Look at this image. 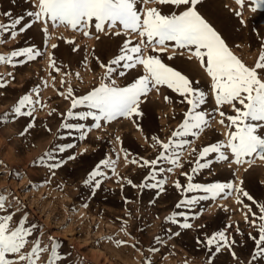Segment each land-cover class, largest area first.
Returning a JSON list of instances; mask_svg holds the SVG:
<instances>
[{
	"label": "rangeland",
	"instance_id": "obj_1",
	"mask_svg": "<svg viewBox=\"0 0 264 264\" xmlns=\"http://www.w3.org/2000/svg\"><path fill=\"white\" fill-rule=\"evenodd\" d=\"M35 2L0 0V23L9 22V18L2 13L11 12L13 17L19 16L35 10ZM148 7H160L164 12L180 11L153 4ZM198 7L234 54L246 65L253 66L264 44V11H250V4L246 0L242 10L245 23L242 25L235 15L240 10L235 0H202V5ZM29 19L26 17L25 23ZM43 27L42 23L37 22L14 40L10 34L0 35V40L4 41L0 43V55L7 56L13 50L28 46H34L43 53L35 60L15 67L0 65V82L7 85L0 89V117L9 113L7 121L0 119V191L8 190L12 194L10 199L20 201L21 210L16 212L14 221L26 213L28 224L37 225L30 239L41 237L42 246L48 245L50 238L60 242L59 251L66 257L61 264H146L147 261H151V264H208L209 259L212 264H264V258L253 259L257 251L255 239L259 238L260 221L257 220L255 225L251 222L252 213L248 212L246 205L259 216V209L252 201L233 192L227 198L218 197L215 201H202L190 208L176 209L175 205L182 199L203 193H184L183 187L177 190L174 186L179 181L186 187L188 180L182 173H188L193 176V183L236 184L259 204H264V160L254 159L251 165L230 164L229 161L218 163L215 162V154H212L208 158L213 161L210 168L192 173L198 152L205 146L226 139L229 129L219 123L221 117L216 113L211 119V126L199 138H187L192 143L181 158L183 167L157 176V179L167 181L163 193L158 188L133 187L140 185L151 171L148 167H141L140 163L155 159L162 150L159 146H153L152 137L167 142L183 122L189 105L183 102L184 98L178 93L163 86L159 92L153 90L149 93L141 105V117H134L133 120L120 118L110 123L101 121V128H93L85 141H77L75 137L79 133L72 130L69 134V130L60 127L61 124L82 123L92 127L95 122L91 118L88 121H65L71 101L61 93L66 95L67 88L71 86L73 95L79 97L99 87L106 72V68L100 67V64L107 65L118 55L125 40L131 39L135 45L139 38L135 35L98 34L94 29L89 37H85L81 32L63 26L53 28L51 23L46 38ZM97 35L99 39L95 38ZM53 44L57 45L55 49L52 48ZM182 51L176 49L173 52L170 45L166 52H152L149 49L147 54L159 55L168 65L182 71L191 80L198 81L195 86L203 90L208 98L203 109L214 110L216 105L210 77L197 60H189L186 52L180 54ZM49 56L55 59L59 71L50 67ZM169 56L173 59L169 60ZM120 70L117 69V72ZM123 71L126 72L125 76L117 73L112 76L121 87L143 75L142 66ZM62 80L65 82L63 85ZM34 89L39 90V99L46 107L37 105L34 117H15L11 109L23 95L31 94L35 99ZM165 96L169 97V101H165ZM236 106L240 107L239 104ZM220 110L227 115L235 114L228 105ZM73 111L87 109L80 107ZM30 123L35 126L25 131ZM65 143H74L76 148L65 153L54 152L53 155L57 160H66L67 156L76 154L77 159L67 161L55 170L35 163L46 152ZM192 148L196 149V153L191 152ZM81 152L84 154L80 155ZM125 152L129 154V161L136 159L139 163H126ZM117 156L116 174L110 169H102L107 178H100L103 180L101 187L92 196L90 188L83 183L88 173L101 160H115ZM163 166L167 168L170 165ZM128 180L132 184H128ZM240 181L243 183L240 184ZM238 196L243 203L237 202ZM85 203L87 207L83 206ZM173 212H185L189 217L198 215V218L190 219L188 222L193 227L185 230L179 227V223L184 222L182 217H178L177 224L167 220ZM124 224L127 225V234L121 231ZM222 230L230 240L235 241L231 251L224 248L216 253L213 248L209 252L203 243L205 237ZM176 232L180 235H174ZM157 237L160 242H157ZM116 241L125 243L117 246ZM31 247L29 244L24 251H29ZM150 248L158 250L150 252ZM47 259V254H43L39 264H46Z\"/></svg>",
	"mask_w": 264,
	"mask_h": 264
},
{
	"label": "snow or ice",
	"instance_id": "obj_2",
	"mask_svg": "<svg viewBox=\"0 0 264 264\" xmlns=\"http://www.w3.org/2000/svg\"><path fill=\"white\" fill-rule=\"evenodd\" d=\"M250 11H264V0H248ZM246 0H235V4L240 10L235 15L240 18L243 25V8ZM149 4L168 6L170 9H180V11L164 12L160 7H148ZM202 5V0H36L33 5L35 10L13 17L11 12L2 13L9 18L8 23H0V35L10 34L14 40L18 35L27 32L37 22L43 24V31L48 37V25L51 23L53 28L65 27L73 31L81 32L85 37H89L91 30L94 29L98 34L115 35L131 37L135 35L139 38L138 43L132 44L131 39L123 42L119 48V54L111 59L107 65L101 63L100 67L106 68L105 75L101 78L99 87L94 88L88 94L76 97L73 95V88H67L65 99H70L71 108L66 114L65 121H88L91 118L95 123L92 127H86L82 123L61 124L62 129L69 130V134L74 130L79 133L75 137L77 141L83 142L88 138V134L93 128H101V121L110 123L120 118L133 120L134 117H141L143 112L141 105L153 90L159 92L160 87L166 86L173 92L178 93L184 98L183 102L189 105L184 113L183 122L180 123L177 130L172 132L171 138L167 142L161 141L153 136V146H159L162 149L158 156L149 161L143 160L141 167L151 169L149 175L140 185H133L141 189L145 187L158 188L161 193L165 189L166 179H157L158 175L164 172L171 173L175 168H181V158L184 152L190 147L192 141L189 137L199 138L206 128L211 126V119H214L216 113L221 119L219 123L229 129L226 139L222 142L212 143L203 147L195 159V167L191 169L192 173H198L200 170L208 169L213 163L208 158L215 154V162L229 161L236 165L253 163L254 159L264 160V44L261 45V51L258 59L253 66L246 65L222 38L216 28L205 18L198 6ZM30 18L25 23V18ZM99 39V35L95 37ZM0 40V43H3ZM70 43H73L70 41ZM132 45V46H130ZM171 45L172 51L176 49L183 50L188 54V59H195L204 69L207 76L211 79V91L214 97L216 108L212 111L203 109L207 103V94L195 86L198 81L191 80L186 74L165 63L159 55H149V49L152 52H166ZM57 45L53 44L55 49ZM76 50L75 48L73 49ZM43 53L34 46L22 47L10 52L9 55H0V65H9L12 67L18 64L27 63L42 56ZM25 58L20 60L19 58ZM173 59L172 56L168 57ZM50 67L56 68V61L49 56ZM114 66V67H113ZM142 66L143 75L134 79V82L127 86H118L116 80L112 78L113 73L119 76H125L123 69L132 70ZM117 69H122L117 72ZM11 75V73H9ZM79 76V74H77ZM105 81H108L107 83ZM65 82L62 80L61 84ZM5 82H0V89L5 88ZM46 86V85H45ZM33 95H23L16 105L11 109L15 117H34L36 106L46 107L39 99V90H33ZM144 98V99H142ZM169 101V97H164ZM239 104L240 107L236 105ZM228 105L232 108L234 115H227L220 109ZM86 108L87 111L74 112L73 109ZM55 111V109H53ZM52 113L50 112L49 115ZM0 119L7 121L9 113H5ZM225 120L228 124L225 125ZM34 123L28 124V128L34 127ZM234 129V130H233ZM50 131V129H49ZM23 135V133H21ZM119 141V137H117ZM76 148L74 143H65L55 146L52 150L46 152L35 163L46 166L50 170L61 168L67 161L77 159L76 154L67 156V159H56L54 152L65 153L69 149ZM86 151V149H85ZM196 153V149H191ZM83 155L84 152L79 153ZM128 153L125 152L124 159L126 163L137 164L136 159L128 160ZM47 158V160L45 159ZM119 159H103L84 180V186L90 188L91 195L96 194L103 182L100 178H107L102 169H110L116 174V164ZM201 161H204L201 163ZM168 164L165 168L163 165ZM19 176L18 173H13ZM185 175L188 183L186 187L179 181L175 182V188L180 190L183 187L184 193H203L202 195H193L191 198L182 199L175 205L176 209L190 208L202 201H215L218 197L227 198L233 192L241 194L247 200L252 201L259 209V216L252 212L248 207V212L252 213V223L255 225L259 220L258 239H255L257 248L253 259L264 258V204H259L242 187L228 183H193V176L188 173ZM153 181V183H149ZM132 184L131 180L127 181ZM243 181H240L242 184ZM12 194L8 190L0 191V264H39L43 254H47L46 264H61L66 258L59 249L61 243L50 238L49 244L42 246L41 237L30 238L34 235L37 225L28 224V216L25 213L21 219L14 221L16 212L20 211V201L10 199ZM238 203H243L237 197ZM87 207L85 203L83 205ZM15 208L16 211H10ZM178 217H182L184 222L179 223L181 229H191L193 225L188 222L197 216L189 217L185 212H173L167 220L172 224H177ZM247 221L248 217L245 216ZM230 227V226H229ZM127 225L121 226V231L126 232ZM238 231V229H237ZM174 235L179 236L176 232ZM160 242V238H156ZM117 246L123 245L124 241H116ZM200 243V241H198ZM209 252L213 248L216 253L227 248L231 251L234 240H230L225 231H217L211 236H206L203 241ZM31 244L29 251L25 248ZM134 246V245H133ZM158 249L150 248V252ZM235 258V253L232 252ZM146 264H151L147 261ZM208 264H212L209 259Z\"/></svg>",
	"mask_w": 264,
	"mask_h": 264
},
{
	"label": "bare ground",
	"instance_id": "obj_3",
	"mask_svg": "<svg viewBox=\"0 0 264 264\" xmlns=\"http://www.w3.org/2000/svg\"><path fill=\"white\" fill-rule=\"evenodd\" d=\"M249 177V176H248Z\"/></svg>",
	"mask_w": 264,
	"mask_h": 264
}]
</instances>
